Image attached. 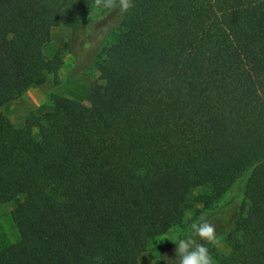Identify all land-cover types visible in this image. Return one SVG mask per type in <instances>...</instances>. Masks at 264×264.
Wrapping results in <instances>:
<instances>
[{
    "label": "trees",
    "instance_id": "1",
    "mask_svg": "<svg viewBox=\"0 0 264 264\" xmlns=\"http://www.w3.org/2000/svg\"><path fill=\"white\" fill-rule=\"evenodd\" d=\"M92 4L0 0V107L56 74L51 28ZM131 4L96 57L92 106L55 95L20 126L0 111V204L17 200L19 234L0 264H140L193 188L209 204L244 174L217 264H264V0Z\"/></svg>",
    "mask_w": 264,
    "mask_h": 264
},
{
    "label": "rangeland",
    "instance_id": "2",
    "mask_svg": "<svg viewBox=\"0 0 264 264\" xmlns=\"http://www.w3.org/2000/svg\"><path fill=\"white\" fill-rule=\"evenodd\" d=\"M106 3V2H105ZM92 4L82 22L67 21L50 30V40L44 53L52 57L56 52L62 57V65L41 85L31 86L20 96L0 107V111L16 126H20L29 115H41L52 107L55 95H63L88 106H92L97 87L102 83L96 68V57L101 49L118 38V27L123 16L119 0L112 5ZM247 174L234 180L217 199L204 204L202 196L208 192L206 186L193 188L188 198L190 207L180 223L151 239L139 256L140 264H177L175 243L167 238H185L189 225L201 216L215 226L216 243L196 239L205 244L217 264V256L229 251L225 242L228 231L233 227L244 199ZM50 193L60 198L52 190ZM17 200L0 204V250L16 242L19 234L11 218V211Z\"/></svg>",
    "mask_w": 264,
    "mask_h": 264
},
{
    "label": "clouds",
    "instance_id": "3",
    "mask_svg": "<svg viewBox=\"0 0 264 264\" xmlns=\"http://www.w3.org/2000/svg\"><path fill=\"white\" fill-rule=\"evenodd\" d=\"M100 0H97V4ZM113 0H106L105 6L112 5ZM121 11H127L131 6V0H119ZM214 245L218 239L215 226L206 218L201 216L198 220L189 225L185 238L172 237L168 240L175 243V260L177 264H214L208 248L205 244L197 243L196 239ZM97 264H100L102 257H95Z\"/></svg>",
    "mask_w": 264,
    "mask_h": 264
}]
</instances>
